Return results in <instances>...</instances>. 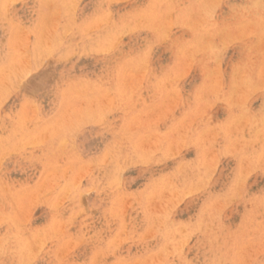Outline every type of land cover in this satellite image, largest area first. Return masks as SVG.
<instances>
[{
	"label": "rangeland",
	"instance_id": "rangeland-1",
	"mask_svg": "<svg viewBox=\"0 0 264 264\" xmlns=\"http://www.w3.org/2000/svg\"><path fill=\"white\" fill-rule=\"evenodd\" d=\"M121 263L264 264V0H0V264Z\"/></svg>",
	"mask_w": 264,
	"mask_h": 264
},
{
	"label": "bare ground",
	"instance_id": "bare-ground-1",
	"mask_svg": "<svg viewBox=\"0 0 264 264\" xmlns=\"http://www.w3.org/2000/svg\"><path fill=\"white\" fill-rule=\"evenodd\" d=\"M53 13V12H52ZM59 13V12H58ZM8 72V71H7ZM11 75V74H10ZM178 96V95H177ZM174 127V126H173ZM182 132V131H181ZM261 138V137H260ZM235 146V145H234ZM261 148V147H260ZM262 152V151H261ZM171 155V154H170ZM258 159V158H257ZM262 161V160H261ZM252 162V161H251ZM205 187V186H204ZM165 188V187H164ZM52 189V188H51ZM6 190V189H5ZM160 190V189H159ZM175 193V192H174ZM165 195V194H164ZM57 204V203H56ZM59 204H61V203H59ZM125 212V211H124ZM118 213V212H117ZM153 217V216H152ZM158 219V218H157ZM202 222V221H201ZM154 223H155V221H154ZM154 227V226H153ZM178 248H180V247H178ZM122 264V263H121Z\"/></svg>",
	"mask_w": 264,
	"mask_h": 264
}]
</instances>
